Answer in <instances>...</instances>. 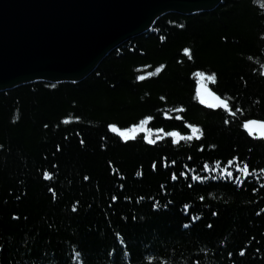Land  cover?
<instances>
[{"label": "trees", "instance_id": "trees-1", "mask_svg": "<svg viewBox=\"0 0 264 264\" xmlns=\"http://www.w3.org/2000/svg\"><path fill=\"white\" fill-rule=\"evenodd\" d=\"M201 83L231 112L201 104ZM147 116L135 139L108 128ZM248 120L264 121V0L165 15L80 82L0 92V264H264V138ZM188 124L203 135H167Z\"/></svg>", "mask_w": 264, "mask_h": 264}, {"label": "water", "instance_id": "water-1", "mask_svg": "<svg viewBox=\"0 0 264 264\" xmlns=\"http://www.w3.org/2000/svg\"><path fill=\"white\" fill-rule=\"evenodd\" d=\"M223 1L0 0V92L35 82H80L165 15L208 12ZM252 128L264 138V128Z\"/></svg>", "mask_w": 264, "mask_h": 264}, {"label": "snow or ice", "instance_id": "snow-or-ice-1", "mask_svg": "<svg viewBox=\"0 0 264 264\" xmlns=\"http://www.w3.org/2000/svg\"><path fill=\"white\" fill-rule=\"evenodd\" d=\"M161 39H163V37H161ZM184 52L190 55V50L185 48ZM164 67V65H161L159 68H157V72H159L162 68ZM152 73H149V76H151ZM196 76L200 77L201 80L207 79L209 81H212L215 83L216 81V76L215 74H211V75H206V73L198 71L195 73ZM139 80H144L145 77L144 76H140L138 77ZM196 97L199 99L201 104H206L208 105L210 108L216 109V108H224L225 110H228L229 112H231V109L229 108V98H225L222 99L219 95H217L215 92L211 91L210 89H208L207 87H205V85L203 83H201L196 91ZM161 99H164V97H161ZM79 119V118H77ZM153 117L151 116H147L144 119L140 120L139 124H133L127 128L121 129L120 127H118L116 124H109L108 128L113 132V133H118L120 137L123 138L124 141H128L129 139H135L137 133L142 132V131H147V132H151V129H146L144 126L150 121L152 120ZM225 123H228V121L226 120ZM252 125H260L262 128H264V121H256V120H248L243 124V127L245 129L248 130L249 133L253 132V128ZM45 127H47V125H45ZM188 128H190L192 130V135L189 136H183L181 137V134L179 132H170L167 133V135L172 136V137H180L181 139H186V140H191L193 138L194 135H196L197 133H199L200 136L203 135V131L200 127L193 125V124H188ZM199 138V136L197 137ZM144 139L148 140V143L150 144H155L156 141L150 139L149 137H144ZM81 143L83 144L84 141L81 140ZM57 149L59 150V145L57 146ZM238 159V158H235ZM111 163V162H110ZM229 165H231L233 163L232 160H228L227 162ZM217 164H219V161H217ZM155 163L153 164V167H155ZM208 165L205 164V168H207ZM237 167L239 168V165H237ZM242 171H244L245 173L248 172V163L244 162L243 163V168ZM255 171V169H253V172ZM261 172L264 173V169H261ZM45 177H50L51 174L48 172L44 173ZM137 175H140V173H137ZM229 176H231V172L228 173ZM173 179H176V175L173 174L172 176ZM85 180L89 179V177L85 176L84 177ZM194 179H200V177H194ZM50 191H53V195L55 196L54 190L50 189ZM113 200H116L117 197H112ZM201 199H204L203 197H201ZM155 207V205H154ZM188 205H185V208H188ZM76 210V206L75 204L73 205V211ZM217 213H213V215H216ZM14 218H18V217H14ZM135 219V218H134ZM193 219H198V217H193ZM188 225H185V227H187ZM209 227H211V225H209ZM119 235V233L117 234ZM123 243V241H121ZM77 255H79V253H77ZM229 255H231V253H229ZM241 255H243V252H241Z\"/></svg>", "mask_w": 264, "mask_h": 264}, {"label": "rangeland", "instance_id": "rangeland-1", "mask_svg": "<svg viewBox=\"0 0 264 264\" xmlns=\"http://www.w3.org/2000/svg\"><path fill=\"white\" fill-rule=\"evenodd\" d=\"M206 87V86H205Z\"/></svg>", "mask_w": 264, "mask_h": 264}]
</instances>
